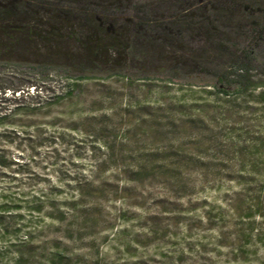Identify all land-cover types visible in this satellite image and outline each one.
Listing matches in <instances>:
<instances>
[{"label": "trees", "instance_id": "obj_1", "mask_svg": "<svg viewBox=\"0 0 264 264\" xmlns=\"http://www.w3.org/2000/svg\"><path fill=\"white\" fill-rule=\"evenodd\" d=\"M111 77L142 98L115 113L118 123L100 106L86 117L97 167L180 195L236 182L225 207L240 221L236 241L248 238L242 221L264 211V0H0V141L30 125L23 116L80 97L82 81ZM54 80L61 90L42 96ZM12 161L0 148V171ZM105 190L80 181L68 204L94 205ZM13 207L0 201L2 238ZM30 259L17 248L13 264Z\"/></svg>", "mask_w": 264, "mask_h": 264}, {"label": "rangeland", "instance_id": "obj_2", "mask_svg": "<svg viewBox=\"0 0 264 264\" xmlns=\"http://www.w3.org/2000/svg\"><path fill=\"white\" fill-rule=\"evenodd\" d=\"M50 84L53 91L42 96L61 90L60 81ZM82 87L73 102L23 116L30 125L0 141L13 160L0 171V196H7L0 201L18 206L6 212L10 226L0 237V264H13L17 248L31 258L26 264H264V211L242 221L251 235L241 245L236 241L240 221L225 207L227 197L236 198V182L180 195L158 183L128 182L115 167L99 169L102 150L81 130L84 122L95 106L120 122L115 113L142 98L141 91L117 77L84 80ZM83 180L105 184L104 195L94 205L71 208ZM116 187L128 191L121 195ZM38 202L42 209L35 208ZM56 208L65 212L63 220L51 215ZM209 208L224 220L207 219Z\"/></svg>", "mask_w": 264, "mask_h": 264}]
</instances>
